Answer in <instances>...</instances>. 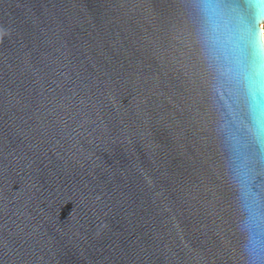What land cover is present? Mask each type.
Listing matches in <instances>:
<instances>
[{
	"label": "water",
	"instance_id": "obj_1",
	"mask_svg": "<svg viewBox=\"0 0 264 264\" xmlns=\"http://www.w3.org/2000/svg\"><path fill=\"white\" fill-rule=\"evenodd\" d=\"M263 23L0 0V264H264Z\"/></svg>",
	"mask_w": 264,
	"mask_h": 264
},
{
	"label": "bare ground",
	"instance_id": "obj_2",
	"mask_svg": "<svg viewBox=\"0 0 264 264\" xmlns=\"http://www.w3.org/2000/svg\"><path fill=\"white\" fill-rule=\"evenodd\" d=\"M263 28H264V23L262 24Z\"/></svg>",
	"mask_w": 264,
	"mask_h": 264
},
{
	"label": "snow or ice",
	"instance_id": "obj_3",
	"mask_svg": "<svg viewBox=\"0 0 264 264\" xmlns=\"http://www.w3.org/2000/svg\"><path fill=\"white\" fill-rule=\"evenodd\" d=\"M261 54V53H260ZM262 55V54H261Z\"/></svg>",
	"mask_w": 264,
	"mask_h": 264
}]
</instances>
